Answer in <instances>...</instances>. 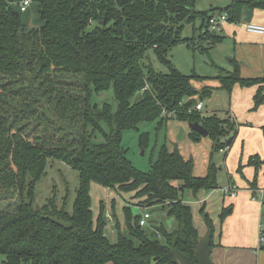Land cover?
Segmentation results:
<instances>
[{"label":"trees","instance_id":"trees-1","mask_svg":"<svg viewBox=\"0 0 264 264\" xmlns=\"http://www.w3.org/2000/svg\"><path fill=\"white\" fill-rule=\"evenodd\" d=\"M19 2L0 0V190L5 198L17 196L15 204L0 210V264H176L173 249L195 264L199 232L182 194L214 191L217 168L210 164L205 177H194L192 161L163 145L149 171L141 172L126 158L121 137L142 124L176 120L200 124L213 139L214 151L230 147L231 141L224 145L218 139L230 135L234 125L194 110L196 98L209 97L212 89L197 90L193 82L204 78L180 74L166 58L180 44L219 43L221 38L206 30L211 16L194 11L197 0H32L42 25L28 28L14 9ZM245 10L264 11V0H231L210 14H226L227 23L240 24ZM195 19L201 21L200 35L188 42L180 37L183 24ZM149 50L168 73L142 64ZM66 77L79 81V94L66 89ZM215 79L216 89L228 94L235 85L256 86L253 110L264 102V77L242 78L234 66ZM109 90L116 109L92 102L94 94ZM31 117L35 123L25 134ZM42 124L38 135L35 129ZM96 134L102 135L101 143L93 141ZM53 160L78 172L71 214L54 199L32 206L35 184ZM263 164L258 155L248 158L253 184ZM91 183L131 193L139 207L165 209L177 228L149 235L125 206V228H117L111 243L104 233L108 218L102 203L93 218ZM230 210L220 213V223ZM199 214L212 239V220L204 207Z\"/></svg>","mask_w":264,"mask_h":264},{"label":"rangeland","instance_id":"rangeland-1","mask_svg":"<svg viewBox=\"0 0 264 264\" xmlns=\"http://www.w3.org/2000/svg\"><path fill=\"white\" fill-rule=\"evenodd\" d=\"M229 3L230 0H197L194 11L199 13L206 12L212 16L210 13L215 9L214 7H219L216 9H223ZM14 9L20 14V18L26 27L39 28L42 25V21L39 18L35 6L32 5L28 7L27 11L24 13L19 12L18 7H14ZM200 27L201 21L199 19H195L192 23H184L180 37L191 42V40L199 37ZM230 50H232V48H229L226 43L209 46L202 41L198 46L180 44L167 53L166 58L170 62V65L180 74L185 76L197 75L204 78L201 83L193 82L197 90H200L204 86L212 89L209 97H204L201 100L196 98L197 102L202 103V110L199 112L202 117H211L215 115L220 121H224L228 120L230 115H233L235 119H238L237 115L231 110L228 93L224 90L216 89L218 82L215 77L219 73L216 68H226L229 59L232 57V55L229 54ZM142 64L146 66L150 65L156 72L163 74L168 73V69L157 61L151 50L147 51L145 58L142 60ZM64 82L70 85V87L66 86L67 90L72 94H79L76 92L80 87L77 79L66 77ZM92 102L99 106L103 103H107L111 105L113 109H116L117 105L111 90L94 94L92 96ZM36 108L39 110V106ZM251 111H254L253 107ZM34 119L35 117L30 118L31 124L25 129L26 131L28 130L25 134L29 133L32 123H35ZM238 125L239 122L237 120L232 133L218 139L219 143L225 145L229 139L233 138L230 143L229 151L225 154L213 150V139L211 136L204 137L197 135V137L194 136V139L191 135L192 130L188 128L187 123L176 120L166 121L162 125H159V121H155L142 124L137 130L123 132L121 146L126 151L125 155L128 161L141 172L149 171L151 163L156 159L157 151L163 145H165L169 151L176 148L184 159L192 161V175L194 177H205L210 164H219L222 170L218 178L217 187L224 188L228 181L236 185L238 181H244L243 178L245 174L243 170L247 168L246 161L250 156L256 155L257 153L254 152L255 154L253 155L249 154L252 150V146H257L259 144L258 136L255 137L253 135L252 141L247 143L243 137L250 135L249 129L251 128L246 126L239 127ZM44 128L45 125L42 124L35 129V133L41 135L42 129ZM103 128L107 131L106 127ZM225 128H228L227 130L229 133L231 126ZM181 129L184 130V138L178 140L177 137ZM257 131L260 132L258 129ZM58 136L59 134H55V136L52 137L53 140L56 141ZM142 139L143 142L141 143ZM93 141L95 143H101L103 141L102 135L96 134ZM234 155L236 161L232 160V156ZM78 181V172L76 170L60 161H48L45 175L34 187L33 208H40L45 205L48 200L54 199L58 208L64 207L65 210L71 214L78 188ZM220 193L218 191L215 192L213 196H208V193V195H206V193L201 191L193 196L188 190L183 192L182 197L184 202L190 203L188 205L192 208L196 225L198 223L199 226V224L202 223L201 216L198 214V210H200L202 204H198L197 202L201 199H207V204L211 203L212 200L217 201L215 202V204H217L220 202ZM89 195L94 219L98 216L100 203H102L105 208V214L108 220L104 233L111 243L116 242L117 228L122 231L125 228L123 217V207L125 206L130 208L132 216L140 217L143 216L144 213L150 215L146 226L142 227L149 235L156 233L160 228H164L168 232L177 228L176 220L168 217L165 209L159 206L144 205L139 207L136 205L138 201L133 198V194L131 193H123L119 192L117 189H107L96 183H91ZM16 201V194L13 196H6L5 198L4 192L0 190V210H4L7 206L15 204ZM208 209L211 210V207L208 206ZM212 209L214 210V206ZM262 212V224L264 226V206ZM263 226L261 230H264Z\"/></svg>","mask_w":264,"mask_h":264},{"label":"crops","instance_id":"crops-1","mask_svg":"<svg viewBox=\"0 0 264 264\" xmlns=\"http://www.w3.org/2000/svg\"><path fill=\"white\" fill-rule=\"evenodd\" d=\"M214 8L216 9L219 7ZM252 23L264 25L263 10L252 11ZM216 36L220 37L221 41L214 46L226 43L229 48H232L229 52L232 57L229 59L226 68H216L219 72L217 76H219V74L227 75L234 70V66H237L242 78L257 79L264 77V37L248 34L240 24L230 23L222 24ZM205 44H207V42H205ZM218 87L219 83L216 88ZM256 90V86L241 88L235 85L228 94V97L231 110L238 118H234V124H236L238 120L239 127L246 126L251 128L249 129L250 135L244 136V140L247 143L251 142L253 135L259 138V144L257 146H252V150L249 154L253 155L255 154L254 152H257L256 155L264 160V137L261 131L264 127V102L256 110L251 111L253 107V96ZM257 129L260 130V132H258ZM232 140L233 138H231V141ZM232 160L236 161L235 155L232 156ZM215 166L217 168L218 186V178L222 168L219 167V164ZM243 171L245 174L243 178L244 181H238L237 185L228 181L225 185L233 184L238 188L236 197L231 198L222 195L220 193V189L222 188L217 187L214 191L208 193L209 195L206 192L204 193L208 196H213L215 192L219 191V204H215L217 201L214 200L207 204V199H201L197 202L198 204H202L201 207H204L205 212L207 211L214 226V233L211 239L213 244L211 246V260L213 264H264V244L259 242L258 237L259 230L263 226L264 164L259 169L256 184L252 183L255 172L254 168L247 166ZM184 203L187 205L190 204L189 202ZM208 206L211 207V210L208 209ZM213 206L214 210L212 209ZM229 207H231L229 214L225 217L223 222L220 223V213ZM195 226L199 235L208 232L203 221L199 226L198 223L197 225L195 223Z\"/></svg>","mask_w":264,"mask_h":264},{"label":"built area","instance_id":"built-area-1","mask_svg":"<svg viewBox=\"0 0 264 264\" xmlns=\"http://www.w3.org/2000/svg\"><path fill=\"white\" fill-rule=\"evenodd\" d=\"M31 2H32V0H20V2L18 3V8H19L20 12L21 13L26 12L28 7L31 6ZM226 23H227L226 14L213 15L208 20L206 30L209 33L216 34L219 31L220 26L222 24H226ZM240 25L243 27V29L246 33L264 37V25H258V24H254L252 22L251 23H245L243 21H242V23H240ZM194 110L200 112L202 110V103L196 104ZM167 116L170 117L171 115H167ZM228 120L230 123L235 125L233 115H230L228 117ZM228 151H229L228 145L219 149V152L223 153V154L227 153ZM220 192L224 196H229V197L233 198V197H236V195L238 193V188L233 184H228L227 186L222 188L220 190ZM149 218H150V215L148 213H144L143 216H140L139 217V226L140 227L146 226L147 220ZM259 242L261 244H264V230H261V229L259 230Z\"/></svg>","mask_w":264,"mask_h":264},{"label":"water","instance_id":"water-1","mask_svg":"<svg viewBox=\"0 0 264 264\" xmlns=\"http://www.w3.org/2000/svg\"><path fill=\"white\" fill-rule=\"evenodd\" d=\"M245 23H251L252 22V11L251 10H245L244 11V17L242 19ZM104 24V22H102ZM188 128L200 136H208V132L198 123H189L187 124ZM184 138V130L181 129L179 132V135L177 137L178 140H182ZM231 139H229L226 144H229ZM211 239L210 234L207 232L203 235H199L197 240V248L194 252L193 261L195 264H213L211 260ZM172 253L175 258L176 264H192L190 259L182 254L181 252H178L177 250L173 249Z\"/></svg>","mask_w":264,"mask_h":264}]
</instances>
